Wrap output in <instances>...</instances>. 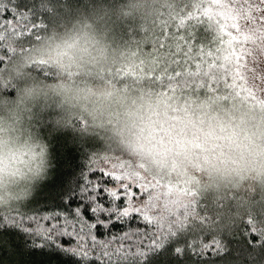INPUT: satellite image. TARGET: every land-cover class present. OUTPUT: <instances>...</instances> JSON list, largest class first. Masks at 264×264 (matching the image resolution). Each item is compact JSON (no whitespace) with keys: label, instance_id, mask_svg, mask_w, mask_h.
I'll return each mask as SVG.
<instances>
[{"label":"clouds","instance_id":"9594fccd","mask_svg":"<svg viewBox=\"0 0 264 264\" xmlns=\"http://www.w3.org/2000/svg\"><path fill=\"white\" fill-rule=\"evenodd\" d=\"M157 10L154 0H74L15 55L0 75V203L28 199L50 178L45 129L103 134L148 172L187 171L210 188L264 187V98H183L133 87L131 73L117 78L118 69L137 71L118 25Z\"/></svg>","mask_w":264,"mask_h":264},{"label":"trees","instance_id":"16d2710c","mask_svg":"<svg viewBox=\"0 0 264 264\" xmlns=\"http://www.w3.org/2000/svg\"><path fill=\"white\" fill-rule=\"evenodd\" d=\"M247 1L250 0H241L238 4L243 5ZM62 2L63 5L59 10L74 0H62ZM217 2L216 0H154L158 10L150 19L134 16L121 22L117 28L118 40L131 49L133 56L137 58V71L125 69L121 72L118 69L117 78L123 80L131 73L133 87L147 85L163 88L183 98L216 95L249 100L237 93H242L241 88L237 89L242 85V70L239 75L238 72L243 67L244 50H249L251 47L240 48L232 37L227 16L236 9L218 6ZM230 2L232 0H229ZM48 20L49 17L45 18L46 23ZM43 30H38L36 35H26L22 39L15 40V45L23 44L25 47H30L42 35ZM181 35L189 39L181 42ZM9 40L13 41L14 38L6 37L3 44L6 46ZM249 45L254 46L253 43ZM3 66L7 69V59ZM45 74L50 73L45 70ZM7 91L10 92L11 89ZM45 132L50 133L53 168L50 179L34 192L26 208L27 215L35 216L38 220L42 216L51 215L68 207L62 203L58 195L61 183L67 188L84 177L99 175L93 169H101L99 163L109 152L111 142L108 137L100 133L85 134L51 129H45ZM82 170L83 176H81ZM52 180L56 181L55 184ZM154 192L157 194L151 201L152 209L165 223L185 216L200 219L206 212L211 219L207 225H201L205 233V242L210 240L215 232L231 249L227 254L219 256L209 253L207 259L195 262L189 258L188 264H249L243 255H237L238 252L252 250L248 248L247 239L236 225L240 223L242 227H246L242 223L243 219L252 217L256 220L260 216L264 210V187L241 181L224 187L210 188L198 181L191 186L190 192L185 191L184 196H188V200L172 196L163 189L157 188ZM200 200L206 202V209L199 207ZM75 203L76 201H73V206ZM25 224L27 225L28 222L25 221ZM133 224L137 226L134 221ZM122 227L119 224L114 225L112 235L120 234ZM96 234L113 245L121 243L119 240L112 241V236L102 234L101 229H96ZM0 236L11 245V249H14V251L10 250L7 245L0 246V264H78V261L72 257L59 253L52 257L28 255L24 250L26 237L19 230L5 231L0 233ZM252 239L255 240L256 237ZM62 243L67 246L71 241L64 238ZM124 243L128 241L125 240ZM112 250L113 248L110 247L109 251ZM257 259H264V250H261V255ZM90 264H98V262L93 260Z\"/></svg>","mask_w":264,"mask_h":264},{"label":"snow or ice","instance_id":"6c2138e0","mask_svg":"<svg viewBox=\"0 0 264 264\" xmlns=\"http://www.w3.org/2000/svg\"><path fill=\"white\" fill-rule=\"evenodd\" d=\"M62 5V0H0V75L8 69L3 66L6 59L9 66L15 55L23 54L28 48L23 44L15 48L5 46L6 37L14 38L15 42L26 35H36L38 30L45 28V18L48 19L52 11H59ZM180 39L183 42L189 37L181 35ZM93 171L99 175L84 177L67 188L61 183L58 195L68 207L39 220L27 215V203L31 197L0 203V233L9 230L22 232L26 237L24 250L30 256L52 257L59 253L72 257L78 264H90L93 260L98 264H188L189 258L195 262L207 259L209 253L219 256L231 251L218 233L214 232L205 242L201 225H207L211 219L208 213H203L200 219L185 216L165 223L152 209L148 195L151 189L141 177L126 171L122 164H113L112 170ZM55 182L52 180L53 184ZM137 200L140 203H136ZM73 201H76L74 206ZM199 207L206 209V202L200 200ZM242 223L246 227L239 223L236 228H240L252 251L244 250L237 255H243L249 264H264V259H257L264 250V210L256 220L247 217ZM117 224L123 226L122 231L112 235V228ZM96 229L112 236V241L121 243L113 245L101 239ZM64 238L71 243L65 246L62 243ZM125 240L128 243L125 244ZM5 245L14 251L0 236V246ZM110 247L112 251H109Z\"/></svg>","mask_w":264,"mask_h":264},{"label":"rangeland","instance_id":"374dc122","mask_svg":"<svg viewBox=\"0 0 264 264\" xmlns=\"http://www.w3.org/2000/svg\"><path fill=\"white\" fill-rule=\"evenodd\" d=\"M240 1L234 0L233 3L232 0L230 2L232 4H230L229 0H216L218 6L236 9L227 16L232 37L238 42L240 48L251 47L249 50H244L243 67L238 72L239 75L242 70V85L237 89L241 88L242 93H237L246 99L258 100L264 98V2L250 0L241 5L238 4ZM250 43H253L254 46H250ZM110 141L109 152L99 163L101 168L112 170L113 164H122L126 171L138 175L142 178V182H146L150 187L148 195L151 197V201L157 194L154 192L157 188L165 190L172 196L188 200V196H184L186 195L184 193L185 191L190 192L191 186L199 181L196 175L179 170L167 173L148 172L134 158L125 153L118 144L111 139ZM133 190L137 191V189ZM138 202L137 200L136 203Z\"/></svg>","mask_w":264,"mask_h":264}]
</instances>
